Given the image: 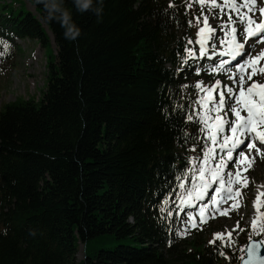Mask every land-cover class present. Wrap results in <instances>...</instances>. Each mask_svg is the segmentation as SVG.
Here are the masks:
<instances>
[{
	"label": "trees",
	"instance_id": "16d2710c",
	"mask_svg": "<svg viewBox=\"0 0 264 264\" xmlns=\"http://www.w3.org/2000/svg\"><path fill=\"white\" fill-rule=\"evenodd\" d=\"M29 1L36 14L0 8V38L45 49L50 32L56 51L42 98L0 112V264H76L80 244V264H235L242 243L180 244L173 203L205 144L194 121L204 76L189 58L198 2L104 0L97 23L66 0L82 30L68 41Z\"/></svg>",
	"mask_w": 264,
	"mask_h": 264
},
{
	"label": "rangeland",
	"instance_id": "374dc122",
	"mask_svg": "<svg viewBox=\"0 0 264 264\" xmlns=\"http://www.w3.org/2000/svg\"><path fill=\"white\" fill-rule=\"evenodd\" d=\"M198 2L197 12L202 21L199 22L200 25L204 26V33L196 34L195 50L192 52L191 58L194 63L193 71L202 73L204 79L199 81L196 84L197 89L199 90L198 100L194 106V121L197 127L204 130V139L205 144L203 149H201V159L198 163L194 164V171L199 166L203 165L205 153L209 149H214V157L210 160V167H215L216 163L219 160L220 156H223L227 167L221 169L220 175L227 181V173L229 169L235 173L237 170L233 168L231 161L227 160L226 151L221 152L219 148V142L222 136H227L231 140L232 133L227 126V123L223 124L221 132L216 133L217 135V144H213L209 139V136L212 132H215V125L217 121L215 116L217 113L208 112L207 109H211L213 104L217 103L219 100V95L221 92H224L226 101L229 99L227 94V87L231 86L234 89V94L238 98L239 86L234 83V80H238L239 74L235 70H226L221 72L219 70V65L221 61L227 60L225 56H219L218 53L225 50V45L220 41L227 39L225 32H230L233 26L238 29L244 27L245 25L234 24L236 16L235 13L230 11V4L233 0H228L225 3V0H216V3L221 7H213L212 0H195ZM236 3L240 4L241 0H235ZM249 4H254L255 13L248 15L253 17L260 22L263 18V15L260 12L262 6H264V0H247ZM25 4V9L36 14L35 7L30 3L29 0H0V8H3L4 4H8L10 7L19 9L21 4ZM223 8V12H221ZM247 8L242 7V11L247 13ZM229 16H232V20L229 19ZM205 17H207V24H205ZM227 25V27H224ZM208 28H212L213 32L209 34L207 32ZM51 37L52 45L49 48H42L38 41L31 40H20L16 39L13 41H7L9 48L6 54H2L6 59L1 61L0 58V112L2 108L12 103L18 99H41L47 85L48 77V59L54 60V55L56 51V46L52 38V34L49 32ZM204 35L210 36H219V40L215 41L216 47H211L212 53L200 55V41ZM213 43L212 39H209L205 44V50L208 49V44ZM260 47L254 52V57L256 58L260 55H264V44H259ZM221 48L222 50H218ZM0 52H3V47L0 45ZM206 58V60H203ZM261 60V61H260ZM258 62L260 65L257 67L263 68L264 59H260ZM261 62V63H260ZM214 65V66H213ZM252 70L247 71L245 74L244 84L245 90L252 84L253 81L264 85V74L260 75L258 72L257 75L253 76L252 81L247 80V75L251 73ZM217 82L220 83L221 88L217 89ZM198 85L200 87H198ZM211 90L210 92L208 90ZM201 100H205L206 104L202 105ZM234 102V101H233ZM225 113H227L225 115ZM221 121H234L235 116L227 112V107L219 113ZM242 115V114H241ZM211 116L212 119H208L207 123L205 120H202L201 117ZM246 116V115H242ZM211 129V131L209 130ZM264 131L261 128L260 132ZM264 144H262V147ZM264 150L247 151L246 155L248 156V163L245 161L243 167L247 168L246 172L241 173V179L244 180L246 186H242L240 183H234L231 185L233 191H239L240 196L234 199L228 200V202L220 208V212H226L227 214H221L216 210V204L212 203V200H209L208 203L202 204L198 203V200L194 196L186 195L187 191H190L193 186L194 178L190 182L187 188H185L179 196L174 198V208L178 213L177 218L179 221V231L178 237L182 241L180 244L191 243L198 240L200 244H205L208 241L209 237L213 239H222L228 245L226 246L229 251H235L236 245L239 246L242 243L240 248L246 247V241L250 239H260L264 240V232L260 235H257L252 229L249 223L251 217L254 214L255 210H259L260 219L257 221V227L259 228L261 223H264V200L259 201L257 205L256 194L260 188L264 189ZM234 157V154H233ZM193 171V172H194ZM215 177H213L212 183V199L217 196V193H221L219 190V184L215 182ZM235 181V175L233 176ZM229 187L226 183V188ZM200 189H197V192ZM193 199V200H190ZM207 202V201H206ZM193 203L195 209H186L185 206ZM200 204V205H199ZM233 205H239L234 207ZM259 206V207H258ZM204 207L205 211L200 212V208ZM213 217H212V215ZM121 242H127V240H111L108 239L103 245L115 248ZM244 256V252L238 250V253L235 255L236 262L239 264L240 257ZM82 261H85V251L84 246L80 244L78 254L75 259L76 264H80Z\"/></svg>",
	"mask_w": 264,
	"mask_h": 264
},
{
	"label": "snow or ice",
	"instance_id": "6c2138e0",
	"mask_svg": "<svg viewBox=\"0 0 264 264\" xmlns=\"http://www.w3.org/2000/svg\"><path fill=\"white\" fill-rule=\"evenodd\" d=\"M228 0H225L227 3ZM213 7H221L216 3V0H212ZM230 11L235 13L236 19L233 21L234 24L245 25L244 27L237 28L233 26L230 32H225V36L227 39L220 41L225 45V50L218 53L219 56L230 57V60L221 61L219 65V70L221 72L225 71V65L231 63L232 61H236V69L239 74L238 80H234V83L239 86L238 98L234 94V89L231 86H228L226 91L229 95V99L226 101L224 92H221L219 95V100L217 103L213 104L211 109H207L208 112H215L217 115L214 117L217 121V125H215V132H212L209 136V139L215 145L217 144V135L216 133L221 132L223 128V124L227 123L228 128L232 133V139L229 140L227 136H222L219 142V148L221 152H225L227 160L231 161L233 164V168L237 171L233 173L231 169H229L227 176L228 179H225L220 175L221 169L227 167L225 163V159L223 156L219 157L218 162L215 167H210V160L214 157V149H209L208 152L205 153L203 165L199 166L192 173L194 182L192 189L186 192L188 196H194L196 200H203L207 195L208 190L211 188L213 181V177H215V182L219 184V190L224 192V196L220 198V200H213L211 196L208 197L209 200H212L213 204L217 206L221 202H226L227 200L234 199L240 196L239 191H233L231 185L234 183H240L242 186H246L244 184V180L241 179V173L246 172L247 168H244V162L248 161V156L246 155L248 149L254 146L253 141L254 137L251 136V133L257 131V127L264 129V85H260L259 83L253 81L252 84L245 90L244 84L245 81V73L247 68H251L252 71L247 75V80L252 81L253 76L259 73H264V68L257 69L256 64L260 59H264V55H260L256 58H253L252 54L257 50V45L264 43V22H257L251 16H248L247 13L242 11V7H246L248 12L255 13V8L252 4H249L247 0H241V3L238 4L233 0L230 4ZM221 12H223V8H221ZM262 15H264V8L260 9ZM229 19L232 20V16H229ZM205 24H207V17H205ZM224 27H227L225 25ZM204 29H201V33H204ZM207 32L211 34L213 32L212 28H208ZM253 37H259L258 39H253ZM212 39L213 44L211 45L213 48L216 47L215 41L219 40V36H210L204 35L200 41V55H205V44L206 42ZM0 45L3 46V52H0V55L6 54L9 48L8 42L0 38ZM191 56L192 53L190 52ZM198 87H200L198 85ZM217 89L221 88L219 82L216 85ZM254 89H259V92H254ZM211 91L210 89L208 90ZM259 96L257 100L256 97ZM234 101V102H233ZM200 103L202 105L206 104L205 100H201ZM227 107V112L232 113L235 116V120L221 121V117L219 113ZM247 112V117L241 115V111ZM227 113H225L226 115ZM202 120H205L207 123L208 119H212L211 116L201 117ZM211 131V129H209ZM260 137V141L264 143V131L258 133ZM243 145V147H241ZM239 149V151H237ZM233 153H235L236 159L233 157ZM250 163V162H249ZM235 175V181L233 180V176ZM226 183L229 187L226 188ZM184 187V185H181ZM197 189H200L197 192ZM261 195H264L262 193ZM257 205L260 201V196L256 198ZM234 207H238L239 205H233ZM204 207L200 208V212H204ZM223 214H227L226 212H222ZM251 229L257 234L260 235L264 232V223H261L259 228L257 227V222L254 220L251 225ZM261 245H264V240L253 241L247 247V249L240 248L238 249L241 252H246L245 256H241L240 259L242 264H264V256L260 255ZM226 246H228L226 244Z\"/></svg>",
	"mask_w": 264,
	"mask_h": 264
},
{
	"label": "clouds",
	"instance_id": "9594fccd",
	"mask_svg": "<svg viewBox=\"0 0 264 264\" xmlns=\"http://www.w3.org/2000/svg\"><path fill=\"white\" fill-rule=\"evenodd\" d=\"M43 5L49 20H55L64 29V38L76 41L82 34L81 28L72 18V12L66 6V0H37ZM76 12L83 14L91 12L97 18V23L102 21L104 0H72Z\"/></svg>",
	"mask_w": 264,
	"mask_h": 264
},
{
	"label": "bare ground",
	"instance_id": "6f19581e",
	"mask_svg": "<svg viewBox=\"0 0 264 264\" xmlns=\"http://www.w3.org/2000/svg\"><path fill=\"white\" fill-rule=\"evenodd\" d=\"M254 5V4H253ZM262 8H263V6H262ZM247 14L248 15H251L252 13L251 12H248V10H247ZM264 18V17H263ZM263 34V33H262ZM259 37H253V39H258ZM213 43L212 42H210V50L209 51H205V54L207 55V54H209V53H212V45ZM262 45V44H261ZM259 47H260V45H257V49H259ZM212 49V50H211ZM218 50H222L221 48H219ZM254 52H253V54H252V56L254 57ZM231 58L230 57H227V60H230ZM202 60H206V58H203ZM206 61H208V60H206ZM261 61V60H260ZM236 61H232L231 63H229L228 65H227V67H226V70L227 69H229V70H235L236 72H237V69H236V67H235V65H236ZM261 63V62H260ZM259 64V62H257V64H256V67H258V66H260V65H258ZM214 66V65H213ZM261 67V66H260ZM263 68H264V65H263ZM250 70H252L251 68H247L246 69V72L247 71H250ZM246 74V73H245ZM254 92H259V89H254ZM256 99L258 100L259 99V96H257L256 97ZM241 114L242 115H246L245 117H247V112L246 111H241ZM261 130V128H258L257 127V131L256 132H254V133H251V136H253L254 138H255V135H257L258 134V131H260ZM254 144V143H253ZM258 145V144H257ZM256 145V146H257ZM261 145V144H260ZM264 146V145H263ZM241 147H243V145H241ZM259 148H261V150H264V147H262V146H259ZM249 151H252L253 150V153L252 154H254V149H248ZM226 151V150H225ZM237 151H239V149H237ZM234 154V159H236V156H235V153H233ZM262 154H264V152H262ZM247 164H249L248 163V161L246 162ZM262 193H264V189L263 188H260L259 189V191L257 192V194H256V197L257 196H260V200L261 201H263L264 200V195H261ZM212 194V187L208 190V192H207V195H206V198L203 200V201H201V203L204 205V204H206V203H208V201H209V199H208V197L209 196H212L211 195ZM224 196V192L222 191L220 194H217V196L214 198L215 200H218V199H220L221 197H223ZM231 200V199H230ZM207 201V202H206ZM232 201V200H231ZM228 202V200L226 201V202H221V203H219V206H218V209L219 208H222L223 207V205H225L226 203ZM200 205V204H199ZM259 207V206H258ZM185 208L186 209H195V207L192 205V204H188V205H186L185 206ZM218 212H220V211H218ZM260 219V216H259V210H255L254 211V214H253V216L251 217V219H250V221H249V223L250 224H252V222L255 220L256 222L258 221Z\"/></svg>",
	"mask_w": 264,
	"mask_h": 264
},
{
	"label": "water",
	"instance_id": "95a60500",
	"mask_svg": "<svg viewBox=\"0 0 264 264\" xmlns=\"http://www.w3.org/2000/svg\"><path fill=\"white\" fill-rule=\"evenodd\" d=\"M52 38H53V36H52ZM53 41H54V38H53ZM55 43V42H54ZM253 241H260V239H250L249 241H248V243H247V245H246V248L245 249H247V247L250 245V243L251 242H253ZM260 255L261 256H264V245H261V248H260ZM244 256H245V258H246V252H244ZM240 264H242V261L240 262Z\"/></svg>",
	"mask_w": 264,
	"mask_h": 264
}]
</instances>
